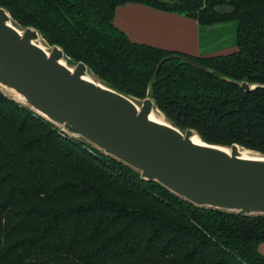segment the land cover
<instances>
[{
	"label": "trees",
	"instance_id": "1",
	"mask_svg": "<svg viewBox=\"0 0 264 264\" xmlns=\"http://www.w3.org/2000/svg\"><path fill=\"white\" fill-rule=\"evenodd\" d=\"M141 3L201 25L234 20L236 50L188 57L113 25ZM21 28L112 89L152 98L208 144L264 154V0H0ZM184 57L206 70L178 58ZM255 86L243 91L238 84ZM264 217L195 207L0 91V264H264Z\"/></svg>",
	"mask_w": 264,
	"mask_h": 264
},
{
	"label": "water",
	"instance_id": "2",
	"mask_svg": "<svg viewBox=\"0 0 264 264\" xmlns=\"http://www.w3.org/2000/svg\"><path fill=\"white\" fill-rule=\"evenodd\" d=\"M173 57L206 70L171 55L158 63L153 78ZM238 85L243 91L255 88L247 82ZM2 90L69 137L92 145L139 172L143 181L159 183L195 207L264 217V154L247 149L256 156L245 157L237 144H208L192 129L181 131L165 118L151 120L159 111L152 98L134 99L112 89L83 62L72 63L60 47L47 45L34 28L19 27L0 7Z\"/></svg>",
	"mask_w": 264,
	"mask_h": 264
},
{
	"label": "crops",
	"instance_id": "3",
	"mask_svg": "<svg viewBox=\"0 0 264 264\" xmlns=\"http://www.w3.org/2000/svg\"><path fill=\"white\" fill-rule=\"evenodd\" d=\"M113 14L114 27L130 41L162 51L203 58L236 50L238 25L234 20L201 25L183 14L136 2L118 5ZM258 251L264 256V243Z\"/></svg>",
	"mask_w": 264,
	"mask_h": 264
},
{
	"label": "bare ground",
	"instance_id": "4",
	"mask_svg": "<svg viewBox=\"0 0 264 264\" xmlns=\"http://www.w3.org/2000/svg\"><path fill=\"white\" fill-rule=\"evenodd\" d=\"M40 46H44L42 42H39ZM155 120V121H160V122H166V120H164V117L160 114L159 111H156L155 114H153L151 116V120ZM192 141L195 142V143H199L200 142V139L198 137H193L192 138ZM242 154L246 157V156H256L255 153L249 151V150H245V149H240Z\"/></svg>",
	"mask_w": 264,
	"mask_h": 264
},
{
	"label": "rangeland",
	"instance_id": "5",
	"mask_svg": "<svg viewBox=\"0 0 264 264\" xmlns=\"http://www.w3.org/2000/svg\"><path fill=\"white\" fill-rule=\"evenodd\" d=\"M3 94L7 95L8 97L12 98L14 95L10 94L9 92L2 90ZM15 98V97H14Z\"/></svg>",
	"mask_w": 264,
	"mask_h": 264
}]
</instances>
